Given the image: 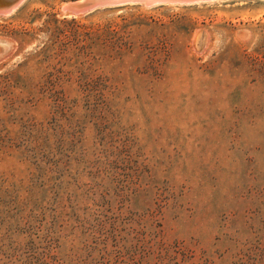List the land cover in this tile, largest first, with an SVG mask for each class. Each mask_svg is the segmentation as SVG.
Returning <instances> with one entry per match:
<instances>
[{
	"label": "rangeland",
	"instance_id": "1",
	"mask_svg": "<svg viewBox=\"0 0 264 264\" xmlns=\"http://www.w3.org/2000/svg\"><path fill=\"white\" fill-rule=\"evenodd\" d=\"M67 1L0 16V245L264 264V0L65 18Z\"/></svg>",
	"mask_w": 264,
	"mask_h": 264
},
{
	"label": "water",
	"instance_id": "2",
	"mask_svg": "<svg viewBox=\"0 0 264 264\" xmlns=\"http://www.w3.org/2000/svg\"><path fill=\"white\" fill-rule=\"evenodd\" d=\"M23 0H0V16L10 14ZM228 0H71L63 3L60 14L65 18H77L98 10L119 8L124 6H139L150 9L159 6H192ZM2 40L0 39V43ZM11 48L6 42L0 46V58Z\"/></svg>",
	"mask_w": 264,
	"mask_h": 264
},
{
	"label": "trees",
	"instance_id": "3",
	"mask_svg": "<svg viewBox=\"0 0 264 264\" xmlns=\"http://www.w3.org/2000/svg\"><path fill=\"white\" fill-rule=\"evenodd\" d=\"M52 249V247H51ZM0 264H57V261L45 253V248L39 249L34 239H30L21 247H5L0 245Z\"/></svg>",
	"mask_w": 264,
	"mask_h": 264
}]
</instances>
